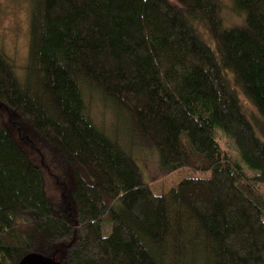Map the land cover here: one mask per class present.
<instances>
[{"label": "trees", "instance_id": "16d2710c", "mask_svg": "<svg viewBox=\"0 0 264 264\" xmlns=\"http://www.w3.org/2000/svg\"><path fill=\"white\" fill-rule=\"evenodd\" d=\"M28 4L22 76L0 48V264L30 253L62 264H264V0ZM91 91L126 116L129 139L154 151L162 174L196 177L155 193L90 116ZM27 134L70 168L66 206L49 197Z\"/></svg>", "mask_w": 264, "mask_h": 264}, {"label": "rangeland", "instance_id": "374dc122", "mask_svg": "<svg viewBox=\"0 0 264 264\" xmlns=\"http://www.w3.org/2000/svg\"><path fill=\"white\" fill-rule=\"evenodd\" d=\"M29 10L28 0H22V3L18 0H0V48L8 53L9 57L13 60L17 74L20 76L23 75L24 66L28 64L30 42ZM91 92L93 93V91ZM88 96L90 116L100 127L104 128L114 137L127 154L133 157L143 181L147 183L152 182L154 185L152 188L155 193H167L182 179L196 177L194 173L184 169L172 170L168 174H162L159 171L158 158L154 151L144 146L135 147L136 144L129 139L132 137V134L126 116L119 113L111 102L102 97L101 94L94 92L91 96L89 94ZM242 101L247 108L254 112L255 116L258 115L246 98L242 97ZM221 133L226 137L221 136ZM219 134L221 139L219 138ZM37 135L35 137L28 134L24 136V140L27 143L26 149L34 162L44 171L46 190L51 200L56 204L59 201L58 204L66 206L69 199L68 188L70 187V182L66 179L65 173L67 174L70 168L65 173H62L61 169L55 166L53 157L42 146L34 145L35 142L36 144H41L40 141H42L41 137ZM215 137L223 147L228 148L235 159L238 158L233 141L220 128L217 129ZM139 156H147L145 159H151L152 161L142 158L143 162L139 164L137 161V159L140 160ZM148 156H151V158ZM237 160H240V163L242 161L241 165H245L240 157ZM149 161H151V164ZM61 163L65 164L62 161ZM110 232L111 225H104V235L107 236Z\"/></svg>", "mask_w": 264, "mask_h": 264}, {"label": "water", "instance_id": "95a60500", "mask_svg": "<svg viewBox=\"0 0 264 264\" xmlns=\"http://www.w3.org/2000/svg\"><path fill=\"white\" fill-rule=\"evenodd\" d=\"M19 264H62L55 257H48L40 253H30L25 255Z\"/></svg>", "mask_w": 264, "mask_h": 264}]
</instances>
